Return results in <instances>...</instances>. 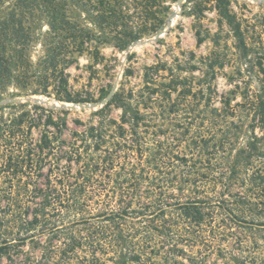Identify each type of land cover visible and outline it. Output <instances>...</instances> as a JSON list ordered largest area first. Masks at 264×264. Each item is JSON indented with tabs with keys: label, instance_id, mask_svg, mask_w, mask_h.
Returning a JSON list of instances; mask_svg holds the SVG:
<instances>
[{
	"label": "rangeland",
	"instance_id": "rangeland-1",
	"mask_svg": "<svg viewBox=\"0 0 264 264\" xmlns=\"http://www.w3.org/2000/svg\"><path fill=\"white\" fill-rule=\"evenodd\" d=\"M176 1L54 0L30 7L0 0V120L20 104L49 108L67 121V141L138 111L155 128L139 126L132 135L124 125L128 140L180 141L173 154L199 152L201 160L234 168L238 181L247 179L264 162V0ZM40 132L32 130L33 137ZM256 218L264 224V211ZM252 235L260 246L256 261L264 264V229L250 234L253 241ZM179 248L186 253L166 264H190L191 252L202 254L201 247ZM21 252V260L35 259L40 249L27 242ZM125 253L108 254L106 264H136ZM205 260L223 264L213 255ZM2 264L12 263L5 257Z\"/></svg>",
	"mask_w": 264,
	"mask_h": 264
},
{
	"label": "trees",
	"instance_id": "trees-1",
	"mask_svg": "<svg viewBox=\"0 0 264 264\" xmlns=\"http://www.w3.org/2000/svg\"><path fill=\"white\" fill-rule=\"evenodd\" d=\"M34 1L54 0H20L30 7ZM259 107L264 129V104ZM13 109L0 120V264L5 257L12 264H106L108 254L122 251L126 262L166 264L186 253L181 245L202 249L199 256L191 252L190 264H204L210 255L223 264H259L260 246L250 234L264 229L256 218L264 211V162L238 181L234 168L201 160L199 152L173 154L180 141L128 140L124 125L132 135L139 126L155 128L138 111L66 141L67 121L55 110ZM109 127L117 134L105 138ZM40 128L37 140L32 130ZM27 242L40 249L38 258H18Z\"/></svg>",
	"mask_w": 264,
	"mask_h": 264
},
{
	"label": "water",
	"instance_id": "water-1",
	"mask_svg": "<svg viewBox=\"0 0 264 264\" xmlns=\"http://www.w3.org/2000/svg\"><path fill=\"white\" fill-rule=\"evenodd\" d=\"M182 1H183V0H177V1H176V4H177V5H180Z\"/></svg>",
	"mask_w": 264,
	"mask_h": 264
}]
</instances>
